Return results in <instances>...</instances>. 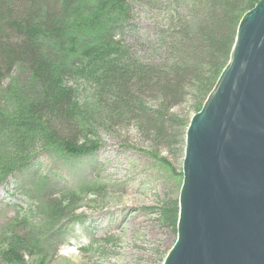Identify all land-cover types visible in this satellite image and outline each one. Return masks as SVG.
Returning a JSON list of instances; mask_svg holds the SVG:
<instances>
[{"label": "rangeland", "instance_id": "obj_1", "mask_svg": "<svg viewBox=\"0 0 264 264\" xmlns=\"http://www.w3.org/2000/svg\"><path fill=\"white\" fill-rule=\"evenodd\" d=\"M191 7V0L123 3L117 14L128 23L119 48L128 63L165 60L161 41L179 37L172 31L175 18L197 23L186 13ZM214 70L205 69L186 88L184 104L168 111L179 123L167 138L142 134L129 117L106 122L91 83L65 82L74 89L76 136L99 148L83 156L44 151L48 142L27 148L37 155L0 182V264H12L1 261L8 250L3 235L19 229L27 231L32 247L18 264H164L177 240L187 124ZM28 84L27 73L15 70L3 86L6 101L16 96L26 106L27 97L39 92Z\"/></svg>", "mask_w": 264, "mask_h": 264}, {"label": "trees", "instance_id": "obj_2", "mask_svg": "<svg viewBox=\"0 0 264 264\" xmlns=\"http://www.w3.org/2000/svg\"><path fill=\"white\" fill-rule=\"evenodd\" d=\"M126 1L0 0V182L37 155L27 152L35 143L48 142L44 151L69 156L99 148L76 136L74 89L65 82L91 83L106 122L114 125L117 118L129 117L142 134L167 138L179 123L168 111L184 104L186 88L214 67L198 112L202 109L229 61L241 18L259 0H191L186 13L197 23L175 18L172 31L179 37L161 41L168 57L160 64H130L120 50L128 22L117 10ZM19 69L27 73L29 86H39L26 106L16 96L13 101L4 96V83ZM2 241L8 250L1 261L18 264L30 255L25 229L5 233Z\"/></svg>", "mask_w": 264, "mask_h": 264}, {"label": "water", "instance_id": "obj_3", "mask_svg": "<svg viewBox=\"0 0 264 264\" xmlns=\"http://www.w3.org/2000/svg\"><path fill=\"white\" fill-rule=\"evenodd\" d=\"M177 240L164 264H264V0L188 126Z\"/></svg>", "mask_w": 264, "mask_h": 264}]
</instances>
